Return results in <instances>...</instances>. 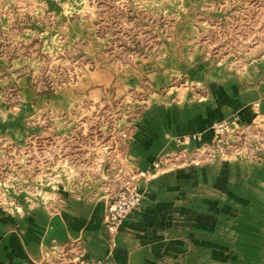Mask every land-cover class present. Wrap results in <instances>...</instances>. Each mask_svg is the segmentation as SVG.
<instances>
[{
    "label": "rangeland",
    "instance_id": "1",
    "mask_svg": "<svg viewBox=\"0 0 264 264\" xmlns=\"http://www.w3.org/2000/svg\"><path fill=\"white\" fill-rule=\"evenodd\" d=\"M168 2L174 4L162 13L151 6L159 8L161 0H0V264H109L108 255H85L80 239H40L50 227H42L45 214L50 219L64 210L80 185L101 187L109 251L121 222L139 208L146 184L159 174L215 157L259 162L264 156L263 129L256 122L240 127L233 116L175 136L174 154L129 157L139 124L157 115L146 108L166 105L173 98L170 88L187 85L182 77L167 83L158 78L168 67L162 60L176 55L162 45L181 1ZM201 6L194 22L209 26L201 43L216 61L226 55L249 60L264 52V0H202ZM102 75L126 81L101 83ZM204 131L210 132L207 143L201 142ZM238 177V187L255 184ZM134 184L139 203L110 223L119 192L129 196ZM227 185L218 179L211 186L217 204L232 202L237 217L235 203L245 195L234 190L230 199ZM211 227L214 240L203 243L201 263L264 264V256H254L262 243L238 241L239 226L231 228L232 236L224 235V225Z\"/></svg>",
    "mask_w": 264,
    "mask_h": 264
},
{
    "label": "crops",
    "instance_id": "2",
    "mask_svg": "<svg viewBox=\"0 0 264 264\" xmlns=\"http://www.w3.org/2000/svg\"><path fill=\"white\" fill-rule=\"evenodd\" d=\"M168 1L161 0L159 8L151 6L164 13L174 4ZM180 1L176 10L178 20L165 28L166 42L162 45L168 54L174 49L176 55L162 60L168 67L158 78L167 83L172 78L182 77L187 85L175 90L170 88L168 91L173 98L168 99L166 105L159 107L153 103L146 108L147 113L157 115H146L139 124L130 145L131 159L144 161L159 152L174 154L178 150L173 140L175 136L202 130L216 119L234 116L240 127L256 122L264 131V52L249 60L226 55L216 61L208 52L210 48L201 43L202 33L209 32V26L194 22L198 17L196 12L203 11L202 0ZM114 76L102 75L99 81H126ZM209 140L210 132L204 131L201 142ZM231 159L221 161L215 157L209 164H190L176 172L156 176L146 184L139 208L121 222L115 244L109 251L103 223L104 198L100 197L102 191L97 183L80 185L75 189L77 194L68 195L64 210L49 216L50 219L45 214L42 227L47 223L50 227L41 233L40 239L44 238L45 242L52 238L57 241L80 239L85 255L95 258L108 255L109 264H206L201 263L200 257L207 242L214 240L210 236L211 226L224 225V235L232 236L235 225L239 226L236 239L261 242L254 256L263 257L264 156L259 162ZM238 176L255 182L254 186L238 187L239 183L243 184ZM218 179L228 183L224 194L230 199L234 190L245 195L242 201L235 203L237 217L231 213L232 202L217 204L216 185H211ZM204 181L211 185H203ZM227 209L230 211L226 212ZM24 219L21 223L25 232ZM35 245L31 243V247L36 248ZM234 254L246 256L247 251Z\"/></svg>",
    "mask_w": 264,
    "mask_h": 264
},
{
    "label": "built area",
    "instance_id": "3",
    "mask_svg": "<svg viewBox=\"0 0 264 264\" xmlns=\"http://www.w3.org/2000/svg\"><path fill=\"white\" fill-rule=\"evenodd\" d=\"M220 129L222 128V123L217 124ZM141 174H144V172H141ZM130 195L127 196L125 191H121L118 194L117 201L114 202V204L110 207V213H109V222L112 224H117V222L120 221L121 218L125 216V214L135 205H137L140 201V193L136 188V184L132 186V188L129 190ZM82 264H96L93 262H82Z\"/></svg>",
    "mask_w": 264,
    "mask_h": 264
}]
</instances>
